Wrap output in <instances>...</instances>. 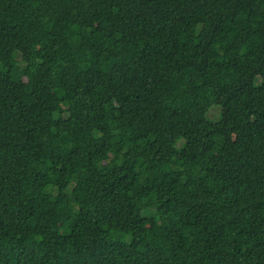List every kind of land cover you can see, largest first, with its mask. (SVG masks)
I'll return each mask as SVG.
<instances>
[{"label": "trees", "instance_id": "16d2710c", "mask_svg": "<svg viewBox=\"0 0 264 264\" xmlns=\"http://www.w3.org/2000/svg\"><path fill=\"white\" fill-rule=\"evenodd\" d=\"M0 264H264V0H0Z\"/></svg>", "mask_w": 264, "mask_h": 264}, {"label": "rangeland", "instance_id": "374dc122", "mask_svg": "<svg viewBox=\"0 0 264 264\" xmlns=\"http://www.w3.org/2000/svg\"><path fill=\"white\" fill-rule=\"evenodd\" d=\"M6 59L9 60L8 57ZM220 116H221L220 105L218 104L213 105L207 112V118L212 121L218 120Z\"/></svg>", "mask_w": 264, "mask_h": 264}]
</instances>
